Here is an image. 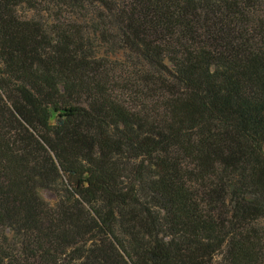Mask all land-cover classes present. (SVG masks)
Returning <instances> with one entry per match:
<instances>
[{"label": "trees", "instance_id": "trees-1", "mask_svg": "<svg viewBox=\"0 0 264 264\" xmlns=\"http://www.w3.org/2000/svg\"><path fill=\"white\" fill-rule=\"evenodd\" d=\"M0 264H264V0H0Z\"/></svg>", "mask_w": 264, "mask_h": 264}, {"label": "rangeland", "instance_id": "rangeland-1", "mask_svg": "<svg viewBox=\"0 0 264 264\" xmlns=\"http://www.w3.org/2000/svg\"><path fill=\"white\" fill-rule=\"evenodd\" d=\"M19 14L21 15L22 18L26 19H37L43 22L45 25L52 27L55 23H57L58 19V13H55L54 11H48L46 9H43L41 7L37 9H20ZM65 18H67V15H64ZM93 44L97 47L98 42L93 41ZM98 55L101 57H105L106 59L109 60H120L124 61V56L122 55H112L111 53H105L104 49L99 48ZM41 197L47 201L49 204H54L56 202V198L54 194L48 190H41L40 191Z\"/></svg>", "mask_w": 264, "mask_h": 264}]
</instances>
